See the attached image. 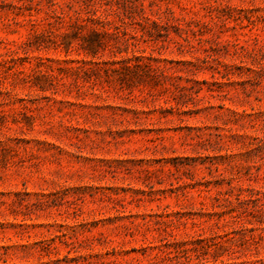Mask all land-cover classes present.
<instances>
[{"label": "rangeland", "instance_id": "obj_1", "mask_svg": "<svg viewBox=\"0 0 264 264\" xmlns=\"http://www.w3.org/2000/svg\"><path fill=\"white\" fill-rule=\"evenodd\" d=\"M0 264H264V0H0Z\"/></svg>", "mask_w": 264, "mask_h": 264}]
</instances>
